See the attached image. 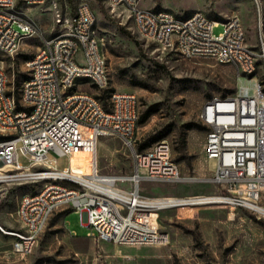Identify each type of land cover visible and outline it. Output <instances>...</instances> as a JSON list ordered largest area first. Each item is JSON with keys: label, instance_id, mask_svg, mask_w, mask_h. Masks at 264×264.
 <instances>
[{"label": "built area", "instance_id": "obj_1", "mask_svg": "<svg viewBox=\"0 0 264 264\" xmlns=\"http://www.w3.org/2000/svg\"><path fill=\"white\" fill-rule=\"evenodd\" d=\"M19 1L0 0V52L13 53L26 37L41 32L39 23L17 8ZM45 1L22 0L28 6ZM111 3L128 9L138 31L162 48L239 68L237 92L213 97L200 113L210 127L205 151L214 162L213 181L224 192L163 197L142 193L146 180L186 177L167 139L144 149L137 147L141 113L136 93L116 90L105 102L77 87L86 81L106 90L111 82L94 11L82 2L77 13L66 20L67 27L45 38L28 62L30 72L21 86L20 99L10 91L8 72L0 65V129L5 135L0 140V202L17 181L46 180L40 190L21 198L17 215L22 229L12 232L14 250L21 255L33 251L52 214L66 207L78 212L83 224L92 227L100 239L120 245L166 243L169 235L152 216L163 208L213 203L212 197L216 202L256 211L264 208L260 203L264 193L263 24L252 43L239 14L227 20L212 19L203 11L181 17L169 9L143 7L140 0ZM220 24L224 30L215 33L214 27ZM108 133L119 135L133 149L132 174H103L96 161L89 175H78L72 163L59 169L49 160L51 151L71 158L88 139ZM19 151L29 155V164L19 160ZM43 165L49 174L39 168Z\"/></svg>", "mask_w": 264, "mask_h": 264}, {"label": "rangeland", "instance_id": "obj_2", "mask_svg": "<svg viewBox=\"0 0 264 264\" xmlns=\"http://www.w3.org/2000/svg\"><path fill=\"white\" fill-rule=\"evenodd\" d=\"M82 2L89 3L94 11L95 29L107 57L111 82L106 90L86 81L77 87L105 102L116 90L136 93L141 115L150 112L140 125L137 147L144 149L167 139L186 177L180 181L146 180L142 193L150 197L223 193V188L213 181L214 162L205 151L210 127L200 113L213 97L237 92L239 68L162 48L138 31L124 6H113L111 0H46L28 6L20 0L17 8L35 19L41 32L26 37L13 53L0 52V65L8 72L10 91L20 99L21 86L30 72L28 62L45 38L67 27L66 20L77 13ZM140 5L169 9L181 17L203 11L212 19L227 20L239 14L252 43L257 40L260 23L264 26V0L259 4L256 0H140ZM223 30L222 24L214 27L215 33ZM93 146L90 158L97 161L101 173H133L134 151L119 135L104 134L94 140ZM19 160L24 165L30 163L29 155L22 151ZM49 160L59 169L71 163L70 155L55 151L49 153ZM45 182L17 181L0 202V264H264V214L221 202L156 211L152 214L154 222L169 235V240L143 245L104 241L92 227L83 224L78 212L61 208L50 217L33 251L21 255L14 250L16 236L12 233L22 229L17 210L22 196L37 192ZM260 203L264 206V193Z\"/></svg>", "mask_w": 264, "mask_h": 264}, {"label": "bare ground", "instance_id": "obj_3", "mask_svg": "<svg viewBox=\"0 0 264 264\" xmlns=\"http://www.w3.org/2000/svg\"><path fill=\"white\" fill-rule=\"evenodd\" d=\"M93 145L94 140L88 139L87 144L81 151L72 154L71 163L74 173L78 175H89L94 170L96 162L93 158H90L92 154V149L94 147ZM49 173L50 172L48 171V169L44 170L45 175ZM210 200L216 202L217 198L212 197ZM256 209L258 212H264V208L262 207Z\"/></svg>", "mask_w": 264, "mask_h": 264}, {"label": "trees", "instance_id": "obj_4", "mask_svg": "<svg viewBox=\"0 0 264 264\" xmlns=\"http://www.w3.org/2000/svg\"><path fill=\"white\" fill-rule=\"evenodd\" d=\"M149 114H150V112H146L143 115H141V117H140V124L144 123L147 120ZM3 138H5V135L4 134H1L0 135V140L3 139ZM142 148H144V146H142Z\"/></svg>", "mask_w": 264, "mask_h": 264}]
</instances>
